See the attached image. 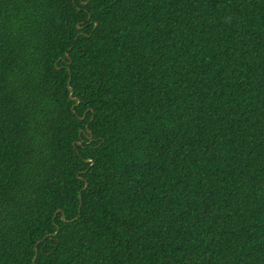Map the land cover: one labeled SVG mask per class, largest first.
<instances>
[{"label":"trees","instance_id":"obj_1","mask_svg":"<svg viewBox=\"0 0 264 264\" xmlns=\"http://www.w3.org/2000/svg\"><path fill=\"white\" fill-rule=\"evenodd\" d=\"M0 264H264V0H0Z\"/></svg>","mask_w":264,"mask_h":264},{"label":"water","instance_id":"obj_2","mask_svg":"<svg viewBox=\"0 0 264 264\" xmlns=\"http://www.w3.org/2000/svg\"><path fill=\"white\" fill-rule=\"evenodd\" d=\"M69 89H70V93H69V96H70V98L71 99H75V97L74 96H72V88L71 87H69ZM79 144L81 143V142H78ZM62 219H63V216H62ZM36 252V251H35ZM35 256H36V254H34V256H33V261H34V259H35Z\"/></svg>","mask_w":264,"mask_h":264}]
</instances>
